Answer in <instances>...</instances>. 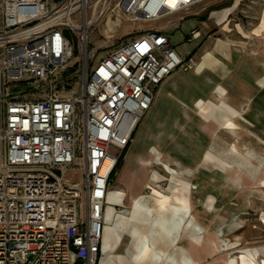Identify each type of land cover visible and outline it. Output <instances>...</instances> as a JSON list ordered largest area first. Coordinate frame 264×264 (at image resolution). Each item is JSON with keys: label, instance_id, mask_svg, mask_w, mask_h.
Listing matches in <instances>:
<instances>
[{"label": "built area", "instance_id": "2783aa9c", "mask_svg": "<svg viewBox=\"0 0 264 264\" xmlns=\"http://www.w3.org/2000/svg\"><path fill=\"white\" fill-rule=\"evenodd\" d=\"M215 2L0 0V264H99L104 212L122 208L109 191L118 159L154 89L194 67L152 30L89 66L94 27L111 17L182 21ZM199 37L193 29L185 40ZM74 58L82 63L77 90L58 95Z\"/></svg>", "mask_w": 264, "mask_h": 264}, {"label": "crops", "instance_id": "0c3cea01", "mask_svg": "<svg viewBox=\"0 0 264 264\" xmlns=\"http://www.w3.org/2000/svg\"><path fill=\"white\" fill-rule=\"evenodd\" d=\"M236 5L212 12L210 20L221 31L229 32L227 19ZM250 35L252 40L245 34L241 36L246 44L244 48L231 41L212 38L209 32L203 38L200 35L196 39H201L196 50L187 54L194 64L192 70L178 69L154 89L150 109L134 130L123 157L124 163L113 176L114 180L122 177L123 181L115 187L112 183L109 185V191L119 193L122 208L117 213L109 206L104 212L99 264H204L207 263L205 258H213L212 264H241L240 257L244 258L245 264H263L264 244L242 248L235 240L232 246L224 249L221 229L218 235L215 232V252L204 258L205 236L189 207V183H182L174 171L171 173L174 181L170 183L185 184V193L176 189L172 197H150L145 206L133 205L130 200L142 194L150 184L157 187L155 180L161 182L163 179V171H158L160 166L150 163L152 149L171 163L181 176L190 177L194 168H198L196 175H199L210 165L220 171L219 160L205 153L215 132L228 130L235 133L240 129L238 124L249 132L247 126H258L253 121L254 116L260 122L264 120V47L257 51L252 49L264 39V8L259 25L250 31ZM249 136L253 137L252 133ZM259 141L264 143L262 139ZM137 148L140 152H135ZM230 150L238 159H244L233 144ZM158 153L155 152V159ZM129 159L133 162L131 167L126 166ZM146 166L155 169L147 171ZM223 170L233 172L244 183L239 168L229 166ZM137 171L141 182L132 190L125 183L123 174L129 172L132 175ZM263 175V172L258 173L254 182L260 192L264 191ZM201 203L203 208L214 206L211 199ZM262 216L263 213L254 220L262 221ZM232 218L230 221H235L237 215Z\"/></svg>", "mask_w": 264, "mask_h": 264}, {"label": "rangeland", "instance_id": "374dc122", "mask_svg": "<svg viewBox=\"0 0 264 264\" xmlns=\"http://www.w3.org/2000/svg\"><path fill=\"white\" fill-rule=\"evenodd\" d=\"M234 3L237 5L227 19L229 32H223L220 30V27L216 26L210 20L209 16L212 12H219L229 8ZM263 8L264 0H216L213 4L194 8L191 13L195 12L196 14H189L182 21L178 15L168 16L148 23H133L126 19L115 20L111 17L108 20L112 22L113 26L111 28L114 32H107L108 28L105 24L106 22L103 20L94 27L90 34L88 46L90 59L88 65L96 64L103 56H106L119 46L127 43L143 30L162 31L166 33L177 54L184 58L187 57V54L196 50L201 40L192 42L185 40V36L193 29L199 30L201 38L205 37L206 33L209 32V36L212 38L231 41L233 45L244 48L246 44L243 42L241 36L245 34L249 40H252L250 39L252 37L250 31L259 25ZM240 30L243 34H241ZM260 47H264V39L261 44L253 45L252 49L253 51H257ZM81 67L82 63L76 58L68 63L61 78V81L65 85L64 87H62L63 83L59 85L58 95L69 96L77 90L79 68ZM253 121L258 126H247L249 132H246V127L241 126V124H238L240 129L235 133H231L228 130L215 132L213 140L209 144L210 147L205 153L212 154L216 160H219L220 166L222 167L220 171L210 165L205 167L204 170H201L199 175L191 174L190 177H186V175L181 176L180 172L175 170L171 163L165 160L155 149H152L149 152L152 155L150 163L160 166L161 169L158 168V171L162 170L166 175L162 172L163 179L161 182L155 180L157 187L150 184L148 189L142 190V194L132 197L130 200L133 198H141L145 202L150 197H161L165 195L172 197L176 189L179 193H185V184L182 183L187 182L190 184L188 186L193 185L196 187L195 190H191L189 199L194 219L202 231H204L206 250L204 258L205 255L215 252L213 250L216 247L214 244V236L215 232L216 235L219 234L218 231L220 229L224 235V249L232 246L235 240H238L242 248H250L264 244V225L262 224L263 226H261L260 221L254 220L257 217L259 218L262 213L264 215V191L260 192L256 188V184H254L256 175L261 172L264 173V143H260L259 141L260 139L264 140V120L260 122L254 116ZM251 133L253 137L249 136ZM260 134L261 136L258 137L257 135ZM231 144L236 147L244 159H238L237 156L231 154ZM137 151L140 152V148L135 149V152ZM155 152L158 153V158L156 159L154 158ZM111 153L116 155L114 150H111ZM129 161L130 159L127 163H132L129 165L133 166V162ZM229 166H234L242 171L244 180L242 185L234 181L235 176L238 178L237 175L233 172H225L223 170ZM145 169L150 171L155 168L146 166ZM167 169H170V171ZM173 171L178 178L180 177L182 183H170L174 181V176L172 177ZM193 171L199 173L198 168H194L192 173ZM70 173L74 174V176L69 174L71 179H74L77 183L81 182V173L79 170L73 169ZM129 174V172L128 174L124 173L123 179L130 189H136L141 182V176L138 171L132 175ZM114 178L111 182L112 187H115L123 181L122 177L116 178L115 180ZM207 199L214 200V206H206L209 210L205 206L203 208L201 205L203 204L201 202ZM235 215H237L236 220L230 221ZM237 235H239V239ZM205 261L208 264H212L213 258L210 260L209 258H205ZM207 263L205 262L204 264Z\"/></svg>", "mask_w": 264, "mask_h": 264}, {"label": "bare ground", "instance_id": "6f19581e", "mask_svg": "<svg viewBox=\"0 0 264 264\" xmlns=\"http://www.w3.org/2000/svg\"><path fill=\"white\" fill-rule=\"evenodd\" d=\"M106 26H107V32H109V31H113V29L111 28V26H113V24H112V22L111 21H107L106 22ZM114 32V31H113ZM129 164H132V163H129ZM128 163H127V167H131L130 165H129ZM168 171H170V169H167ZM193 175L195 174H198L197 172H195V171H193V173H192ZM130 175V174H129ZM234 181H236V183L237 184H241L242 185V183L240 182V179H238L236 176L234 177ZM188 188H189V192H188V197H189V195L191 194V190H195L196 189V187L195 186H193V185H191V186H188ZM156 192V191H155ZM156 194H158L157 192H156ZM189 199V198H188ZM133 201V205L134 204H138V205H142V206H145L146 204H145V202H144V200H142L141 198L139 199H137V198H133L132 199ZM210 200V199H209ZM189 201V207L191 206V203H190V199L188 200ZM210 202H212V201H210ZM145 204V205H144ZM209 208V207H208ZM212 208V207H211ZM206 209H207V207H206ZM207 210H209V209H207ZM191 213H192V209H191ZM193 214V213H192ZM260 223L261 224H263L264 225V218H262V221H260ZM194 230V229H193ZM201 232V231H200ZM234 248V247H233ZM237 251V250H236ZM240 262H241V264H245V260H244V258L243 257H240Z\"/></svg>", "mask_w": 264, "mask_h": 264}, {"label": "trees", "instance_id": "16d2710c", "mask_svg": "<svg viewBox=\"0 0 264 264\" xmlns=\"http://www.w3.org/2000/svg\"><path fill=\"white\" fill-rule=\"evenodd\" d=\"M125 153H126V149L122 152L121 156L118 159V163H117V166H116V171L122 166L123 157H124Z\"/></svg>", "mask_w": 264, "mask_h": 264}]
</instances>
